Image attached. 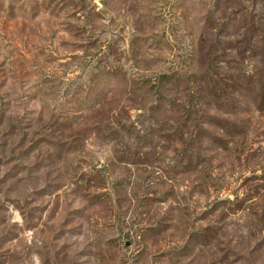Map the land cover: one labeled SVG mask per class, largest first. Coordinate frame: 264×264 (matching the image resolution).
<instances>
[{"label":"rangeland","instance_id":"obj_1","mask_svg":"<svg viewBox=\"0 0 264 264\" xmlns=\"http://www.w3.org/2000/svg\"><path fill=\"white\" fill-rule=\"evenodd\" d=\"M0 264H264V0H0Z\"/></svg>","mask_w":264,"mask_h":264}]
</instances>
